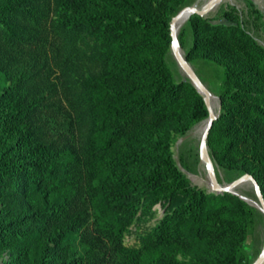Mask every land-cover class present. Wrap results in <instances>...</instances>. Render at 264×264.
<instances>
[{
    "label": "trees",
    "instance_id": "16d2710c",
    "mask_svg": "<svg viewBox=\"0 0 264 264\" xmlns=\"http://www.w3.org/2000/svg\"><path fill=\"white\" fill-rule=\"evenodd\" d=\"M88 1L0 0V110L8 112V120H0V129L18 132V142L27 145L18 153L0 154V196L24 199L41 186L54 188L58 178L66 179L63 173L74 176L76 158L56 160L49 153L55 143L48 141L49 119L36 101H52L63 94L74 112L69 113L70 119L88 135L86 152L102 154L117 139L162 122L160 111L173 106L189 85L175 81L164 55L146 59L156 41H172L167 22L150 13L129 17L125 0H115L117 14L103 9L95 14L89 11ZM190 20L202 25L196 30L199 46L219 51L218 62L225 68L221 96L224 113H230L223 136L217 134L218 121L213 124L209 136L213 155L220 161L244 159L242 174H254L264 192V119L247 118L250 112L259 115L264 109V91L259 87L264 86V48L240 25L213 24L196 14ZM207 114L205 100L198 96L191 119L199 121ZM61 150L76 156L72 145ZM232 200L240 223L220 221L229 232L223 259L170 264H249L245 241L253 208L229 192L199 191L170 155H160L147 175H117L103 187L96 200L102 221L96 222L95 232L86 231L82 238L89 246L88 260L67 264H130L123 259L134 248L123 245V230L157 202L168 204L169 209L150 232L140 236L137 250L171 253L206 237L213 240L222 232L205 223L226 216ZM50 213H43L46 219L40 229L36 220L27 217L14 221L25 225V235L12 240L29 245L49 229ZM11 232L2 231L0 246L10 240ZM56 239L47 240L46 247Z\"/></svg>",
    "mask_w": 264,
    "mask_h": 264
},
{
    "label": "rangeland",
    "instance_id": "374dc122",
    "mask_svg": "<svg viewBox=\"0 0 264 264\" xmlns=\"http://www.w3.org/2000/svg\"><path fill=\"white\" fill-rule=\"evenodd\" d=\"M125 1L127 2L126 14H129V17L147 13L158 15L160 20L167 22L170 29L169 37L172 38L171 23L174 17L187 6L194 5L199 1V6L202 8L210 0H176L177 2L173 4L175 7L168 0ZM88 9L95 14L102 12L101 9L110 14L113 12L117 14L119 5L115 3V0H101V2L89 0ZM175 10L177 11L175 12ZM225 13H229L231 16L224 17ZM199 16L213 24L240 25L264 48V0H223L208 14ZM190 18L179 28L181 53L192 65L211 95L216 98L218 118L215 121H218L217 134L221 137L227 129L225 124L227 112L230 113L229 110L224 113V102L221 96L225 89V68L218 62L221 57L219 51L206 45L199 46L196 30L202 25L191 22ZM147 55V60L164 55L175 81L183 84L188 82L189 85L186 84L184 95L173 106L160 111V115L164 119L162 122L146 124L140 128L137 135L117 139L102 154L89 153V155L86 152L88 135L78 122L70 119L69 113L74 112L63 94L52 101L44 99L36 101L37 104L44 106V112L47 113L46 116L49 119L46 126L49 133L48 141L55 143L54 151L49 153H52L51 156L56 160H68L69 158L74 160L76 158L77 166H74L72 170L74 176H71V172L63 173L66 179L63 181L58 178L54 188L41 186L37 192L20 200L0 196V234L4 229L12 231L9 233L10 240L0 246V264H67L72 260L87 257L89 246L82 238L86 231L95 232L96 222L102 221L96 200L103 187L117 175L124 177H133L139 173L147 175L160 155H170L190 179L191 184L199 191L217 193L212 189V179L207 163L200 156L203 136L201 126L210 118L208 107L206 117L199 121L191 119L195 100L202 95L201 92L179 63L173 50L172 41L169 44L162 40L156 41L155 48ZM222 55L227 56L224 52ZM56 75L54 77H58L59 73L57 72ZM262 79L264 82V78ZM7 84H11V82L9 81ZM259 87L263 92L264 86L260 85ZM7 113L6 110H0V120H8ZM223 114L226 118L219 121ZM73 117L75 119V116ZM256 117L264 119V109L259 115L250 112L247 116L248 119ZM17 133L0 129V154H15L27 146L18 142ZM65 145L73 146L75 157H71L61 150ZM208 149L215 164L219 185H227L247 174H242L244 159L236 162H231L229 159L217 160L213 155L209 137ZM233 165L239 166L237 168ZM229 193L243 199L253 208V222L245 241L249 264H253L264 250V212L259 206V200L252 183L244 182ZM232 206L233 200L226 206V216H221L218 220L210 219L205 223L208 228L222 232L213 240L211 237H206L195 246L171 253H164L161 250H137L141 246L140 236L150 232L169 209L168 204L157 202L150 207L146 214L124 228L123 245L134 249H129L131 253L125 256L123 261L130 264L214 263V261H220L226 254L229 237L226 228L221 227V219L233 224L240 223L238 217L233 213ZM49 210L52 212L50 213L52 220L47 223L49 228L47 232L41 231L29 245L25 244V240L24 244L12 240L11 237L15 235H25V225L23 227L14 221L27 217L32 222L36 220V224L39 225L38 229H40L46 219L43 213L46 214ZM55 237L56 241L47 248V240Z\"/></svg>",
    "mask_w": 264,
    "mask_h": 264
},
{
    "label": "water",
    "instance_id": "95a60500",
    "mask_svg": "<svg viewBox=\"0 0 264 264\" xmlns=\"http://www.w3.org/2000/svg\"><path fill=\"white\" fill-rule=\"evenodd\" d=\"M222 1L223 0H211L209 3H207L202 8L199 6V1H198L194 5L187 6L184 9H182L174 17L171 23L172 46H173L174 53L179 63L184 68L186 73L189 75L191 80L194 82L198 90L201 92L203 98L205 99L206 105L209 109V112H210V118H209L207 127L204 130L203 136L201 139L200 156L207 163V167H208L211 179H212V182H211L212 189L220 193L233 192L242 183L250 182L255 187L256 195L259 200V206L264 212V194L262 191V187L259 181L257 180V178L253 174L247 173L227 185H224V186L219 185L217 176H216L215 164H214L213 158L210 155L209 149H208V137L210 135V132H211V129L213 127L215 120L218 118V115L211 108V92L209 91L207 86L203 83V81L200 79V77L198 76V74L196 73L192 65L187 61V59L181 53V44L179 40V28L181 26L179 23L181 22V20L185 17L186 14H188L187 20L194 14H199V15L204 16L208 14L214 7H216ZM263 262H264V250L253 264H263Z\"/></svg>",
    "mask_w": 264,
    "mask_h": 264
},
{
    "label": "bare ground",
    "instance_id": "6f19581e",
    "mask_svg": "<svg viewBox=\"0 0 264 264\" xmlns=\"http://www.w3.org/2000/svg\"><path fill=\"white\" fill-rule=\"evenodd\" d=\"M211 1V0H210ZM209 1V2H210ZM208 2V3H209ZM187 18H188V14H186L185 15V17L181 20V22L179 23L181 26H182V24H184L185 22H187ZM216 98L213 96V95H211V108H212V110L215 112V113H217V110H216ZM208 121L209 120H206L203 124H202V126H201V130H202V132H204V130L206 129V127H207V124H208Z\"/></svg>",
    "mask_w": 264,
    "mask_h": 264
}]
</instances>
